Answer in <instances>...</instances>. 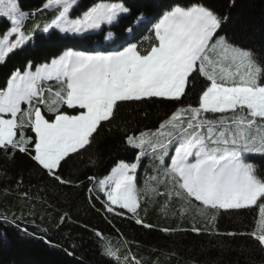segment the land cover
Wrapping results in <instances>:
<instances>
[{"label": "snow or ice", "instance_id": "obj_1", "mask_svg": "<svg viewBox=\"0 0 264 264\" xmlns=\"http://www.w3.org/2000/svg\"><path fill=\"white\" fill-rule=\"evenodd\" d=\"M236 7L237 0H149L134 15L123 0H45L35 12H26L19 0H0V17L8 22L0 28V65L12 56L24 60L23 68L11 71L0 88V157L15 162L24 156L43 185L34 194L20 190L23 180H17L20 200L48 204L49 193L67 200L65 190L79 189L84 181L66 175V168L101 133L119 128L124 133L121 146L135 150L134 161L119 159L103 178L87 176L91 208L151 229L141 211L157 203L163 215L191 223L190 229L160 231L207 233L233 241L247 237L253 247L241 245L238 254L245 264H264V14L257 24L244 12L222 10ZM48 11L50 21L35 19ZM29 18L33 23L26 29ZM126 20L137 28L122 24ZM103 25L130 35L122 36L114 51L69 47L43 63L28 55L37 33L65 43L86 41ZM148 25L149 34L132 42ZM191 95L197 97L195 105L185 102ZM157 102L174 106L157 127L129 130L130 121L121 126L122 108ZM145 158L153 174L140 187L137 176ZM89 161L97 163L91 156ZM242 210L255 214L249 231L218 230L219 217H237ZM17 219L23 216L13 214L11 222ZM70 220L64 212L57 227ZM22 231L33 235L27 228ZM93 231L109 264H145ZM41 239L60 247L47 236ZM128 244L125 239L123 247ZM219 246L227 250L223 243Z\"/></svg>", "mask_w": 264, "mask_h": 264}, {"label": "trees", "instance_id": "obj_2", "mask_svg": "<svg viewBox=\"0 0 264 264\" xmlns=\"http://www.w3.org/2000/svg\"><path fill=\"white\" fill-rule=\"evenodd\" d=\"M44 2L45 0H19L20 7L26 12H35ZM123 2L135 15L138 11L144 10L149 0H123ZM237 5L238 7L234 9L222 10L225 13L231 11L233 14L244 12L259 24L264 14V0H237ZM52 15L51 11L37 13L35 19L43 23L50 21ZM7 23L6 18L0 17V28L5 27ZM32 23L33 19L29 18L25 22L26 29L31 27ZM122 24L137 28V25L129 24L127 20ZM149 28L150 25L141 27L132 42L140 43L143 37L149 34ZM109 32L112 33V40L104 43L105 36ZM128 35H130L128 32H121V29L109 25L102 26V30L92 34L86 41L69 40L65 43L49 39L48 33H37L28 49V55L35 63H43L62 54L69 47L75 51L89 53L114 51L113 48L117 46L122 36ZM114 41L116 44L113 43ZM23 64V58L12 56L5 65H0V88L5 86L10 72L16 68H23ZM196 100L197 97L191 95L185 102L195 105ZM173 107L172 104L162 102L125 106L121 109L119 121L121 126L123 121H130L127 125L129 130L155 128L158 126V121ZM145 112L148 113L147 117L144 116ZM123 135L119 128H114L111 133L107 130L101 133L96 144L65 170L66 175L70 172L74 179L78 178L77 182L82 180L84 184L79 189H66L67 200L56 199L49 193L47 198L51 207L40 201L24 203L15 194L16 182L20 179L23 180L20 190H30L35 194L38 188L43 187L27 158L18 155L15 162H9L0 157V264H109L108 258L102 255L101 241L94 235L93 230L111 238L114 245L121 247V251L130 250L137 258H143L145 264H153L154 261H159V264H189L190 261H195L197 264H212L213 261H219V264H245L244 257L240 256L237 250L241 245L253 247L247 237L233 241L229 237H210L207 233L197 235L191 231L162 232L159 229L165 227L190 229L191 223L188 220L181 222L170 214L163 215L157 203H148L147 212L141 211L144 221L154 226L151 229L143 228L127 217L97 212L88 205L87 187L90 184L87 176L95 175L103 178L119 159H124L126 162L134 161L135 150L125 151L121 146ZM89 156L96 159L95 166L90 163ZM257 162L259 163V158ZM152 174L150 161L145 158L138 171V186L143 187L142 181ZM96 207H101L98 201ZM64 212L69 213L71 220L57 227L59 218ZM13 214L16 217L23 216V219H17L14 224L11 222ZM5 215L8 217L7 220L4 219ZM105 215L112 224L108 223ZM254 216V213L242 210V214L237 217L228 215L219 217L216 225L220 232H247L254 223ZM85 225L87 227H84ZM24 228L33 235H25L22 231ZM44 229H47V233L43 231ZM116 229H119V232ZM44 236L60 247H49L41 239ZM125 239L129 241L126 248L123 247ZM221 243L227 250L219 246ZM64 249L72 252L73 255H67ZM260 258V254L256 253L255 259Z\"/></svg>", "mask_w": 264, "mask_h": 264}, {"label": "built area", "instance_id": "obj_3", "mask_svg": "<svg viewBox=\"0 0 264 264\" xmlns=\"http://www.w3.org/2000/svg\"><path fill=\"white\" fill-rule=\"evenodd\" d=\"M111 40H112V36H110L109 33L106 34L104 43H109Z\"/></svg>", "mask_w": 264, "mask_h": 264}, {"label": "rangeland", "instance_id": "obj_4", "mask_svg": "<svg viewBox=\"0 0 264 264\" xmlns=\"http://www.w3.org/2000/svg\"><path fill=\"white\" fill-rule=\"evenodd\" d=\"M104 26V25H103ZM105 26H108V25H105ZM99 30H96V32H98Z\"/></svg>", "mask_w": 264, "mask_h": 264}, {"label": "crops", "instance_id": "obj_5", "mask_svg": "<svg viewBox=\"0 0 264 264\" xmlns=\"http://www.w3.org/2000/svg\"><path fill=\"white\" fill-rule=\"evenodd\" d=\"M144 181H142V185H144V183H143Z\"/></svg>", "mask_w": 264, "mask_h": 264}]
</instances>
